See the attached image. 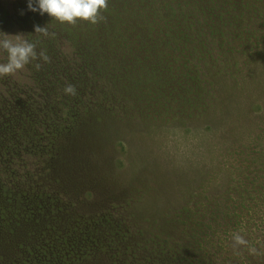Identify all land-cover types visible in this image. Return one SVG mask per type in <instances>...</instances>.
Segmentation results:
<instances>
[{"label":"trees","instance_id":"trees-1","mask_svg":"<svg viewBox=\"0 0 264 264\" xmlns=\"http://www.w3.org/2000/svg\"><path fill=\"white\" fill-rule=\"evenodd\" d=\"M1 1L0 32L23 34L35 42L27 33L28 24L16 0ZM101 15L105 19L96 25L78 21L72 26L45 14L58 24L61 33L43 43L35 42L37 51L66 44L70 54L87 51L92 58L97 56L112 65L114 70L92 62L97 69L94 73L105 72L90 80L86 99H110L117 94L118 99H128L127 95L158 99L157 105L167 116L179 111L194 123H204L217 106L222 108L220 122L232 114L229 100L214 99L219 93L217 84L237 81L264 49V35L260 34L264 30V0H108ZM6 62L7 53L0 50V63ZM35 63L41 64L39 71ZM46 64L35 61L15 76H0V112L11 117L20 136L25 138L31 128L37 131L38 141L45 134L52 137L53 133H45L48 125L69 137L47 95L53 91L43 73ZM102 87L108 92L101 95ZM19 94L28 99H16ZM259 105L249 103L251 108ZM241 119L252 122L249 109ZM253 123L258 129L250 142L226 151L236 164L222 170H226V178L233 179L220 182L222 189L206 194L204 198L209 200L203 207H184L174 217H166L169 219L154 234L155 239L166 235V241L174 242L180 263L211 264L209 254L189 251L186 243L178 242L182 235L190 236L186 223L197 227L196 236L198 229H209L214 236V224L232 216L241 218L239 211L230 214L231 209L255 210L264 204V116ZM242 137L237 135L239 142ZM27 161L9 157L7 151L0 153V264H84L77 258H83L79 251L86 255L120 236L131 217L123 203H108L95 213L80 212L69 185L53 174L33 173ZM227 199H238V206ZM43 241L47 245H42Z\"/></svg>","mask_w":264,"mask_h":264},{"label":"rangeland","instance_id":"rangeland-1","mask_svg":"<svg viewBox=\"0 0 264 264\" xmlns=\"http://www.w3.org/2000/svg\"><path fill=\"white\" fill-rule=\"evenodd\" d=\"M16 2L33 41L43 43L45 39L35 35L34 26L48 25L55 37L61 33L57 32L58 24L49 21L45 14L29 11L28 0ZM1 6L4 7L0 0ZM260 34L264 35V30ZM52 46L55 47L50 51L42 49L51 59L43 69L53 91L47 95L69 137L62 129L54 130L48 125L45 133H53L51 138L45 134L42 140H36L38 132L32 128L24 138L18 134L11 117L0 112V153L7 151L9 157L28 160L33 173L53 174L56 180L69 185L80 212L95 213L101 206L117 201L130 212L120 236L117 234L110 243H103L86 255L77 253L83 256L77 257L82 263L182 264L174 242L166 241V235L155 239L154 234L169 219L166 217H174L184 207H203L209 200L204 198L206 194L222 189L220 182L233 179L224 176L225 167L236 164L226 151L241 142L249 143L258 129L252 122L264 116V49L261 56L253 57L237 81L228 79L217 84L219 93L214 99L229 100L232 114L226 119L222 117L220 122L222 108L217 106L204 123H194L186 121L179 111L167 116L157 105L158 99H131L129 95L128 99H118V94L110 99H86L92 85L90 80L105 72L94 73L97 69L92 62L104 63L110 70L113 66L97 56L92 58L87 51L70 54L66 44ZM67 84L76 87L77 95L64 93ZM107 92L102 87L101 95ZM16 99L25 101L28 97L19 94ZM250 101L261 106L251 108ZM248 109L251 123L240 120ZM218 121L220 125H216ZM237 135H243V140L239 142ZM227 201L237 202L238 206V199ZM247 203L250 205V201ZM238 211L240 219L232 216L233 221L227 219L213 225L214 236L209 229H198L196 236L197 227L184 223L190 236L182 235L178 242L186 243L189 251L209 254L211 264H264V204L255 210L231 209L230 214ZM234 233L247 240L248 246L234 250ZM42 245L47 243L43 241ZM250 247L257 250L256 254L249 252Z\"/></svg>","mask_w":264,"mask_h":264},{"label":"clouds","instance_id":"clouds-1","mask_svg":"<svg viewBox=\"0 0 264 264\" xmlns=\"http://www.w3.org/2000/svg\"><path fill=\"white\" fill-rule=\"evenodd\" d=\"M108 8V0H28V10L31 12H39L40 15L47 14L51 19L61 24L75 26L78 21H83L96 25L105 19L101 13ZM35 35L44 38L54 39L56 34L49 32L48 25L44 27L34 26ZM0 50L7 53V62L0 63V76H15L17 73L26 69L30 63L42 60L50 63L51 59L47 55L46 50L37 51V43L30 42L25 35H8L0 32ZM37 71L40 70L41 64L35 63ZM66 95H77L76 87L67 84L64 88ZM248 246L239 233L233 234L234 250L239 247ZM249 252L256 254V249L250 247ZM237 254H239L237 252Z\"/></svg>","mask_w":264,"mask_h":264}]
</instances>
